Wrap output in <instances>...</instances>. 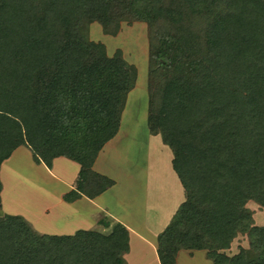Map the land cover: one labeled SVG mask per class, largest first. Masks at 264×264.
Here are the masks:
<instances>
[{"label":"trees","instance_id":"1","mask_svg":"<svg viewBox=\"0 0 264 264\" xmlns=\"http://www.w3.org/2000/svg\"><path fill=\"white\" fill-rule=\"evenodd\" d=\"M186 1L198 14L209 2L222 9L203 36H158L159 42L177 38L181 50L172 58L155 54L154 65L169 78L153 87L150 123L172 149L187 192L159 238V261L174 264L178 250H202L206 239L222 251L207 255L213 264H264V228L253 231L258 239L250 249L234 257L223 252L236 230L245 229L227 199L251 197L264 205V0ZM134 2L144 20L160 15L159 0ZM88 4L98 9L93 0ZM81 8L80 0H0V165L21 145L48 168L62 156L82 166L78 183L89 194L91 164L114 135L137 73L120 54L107 57L83 34L57 29L61 21L75 23ZM101 182L98 191L110 184ZM189 197L212 207L206 234L214 242L194 229L178 232L193 218ZM5 219L0 264H122L128 250L120 225L107 236L79 231L59 237L37 235L19 216Z\"/></svg>","mask_w":264,"mask_h":264},{"label":"crops","instance_id":"2","mask_svg":"<svg viewBox=\"0 0 264 264\" xmlns=\"http://www.w3.org/2000/svg\"><path fill=\"white\" fill-rule=\"evenodd\" d=\"M129 58L123 56L135 67L136 81L123 98L114 135L91 164L85 181L91 195L79 187L80 164L61 156L48 168L21 145L0 165V209L21 217L37 235L68 237L90 231L107 236L99 231L120 225L128 232L122 264H161L159 238L187 202V192L173 168L172 149L150 123V63ZM102 179L110 184L98 191ZM174 262L213 264L203 249L187 248L177 251Z\"/></svg>","mask_w":264,"mask_h":264},{"label":"rangeland","instance_id":"3","mask_svg":"<svg viewBox=\"0 0 264 264\" xmlns=\"http://www.w3.org/2000/svg\"><path fill=\"white\" fill-rule=\"evenodd\" d=\"M93 1L98 6L96 11L90 8L88 0H80L83 8L79 11L76 22L71 24L61 21L57 29L61 32L74 31L83 34L89 42L102 46L105 54L109 53V57L120 54L121 57H130L129 59L138 63L148 60L150 63L149 76L156 86L167 80L169 75L159 62L154 65L155 54L161 50L168 58H172L176 52L181 50L177 38L170 42H159L158 36L169 34L176 37L181 33L203 36L208 31L214 17L220 14L222 9V6L209 2L206 4V10L198 14L191 11L186 0H159L154 7L159 10L160 15L144 20L138 12L132 9L134 0ZM145 6H147L146 3ZM165 62L170 64L169 59ZM143 65L146 67V64ZM141 73L145 74L143 69ZM157 142L154 141V144ZM158 144L161 145V142ZM146 153L149 154L147 151L144 154L147 155ZM226 202L234 206L245 224L243 231L241 228L236 230V236L229 248L223 251L224 254L234 257L242 250L250 249L251 243L258 239L252 233L264 228V205L251 197L242 199L236 195H231ZM188 206L191 208L193 218L178 232L186 234L190 229H194L197 234H205L204 238L213 241L206 234L207 212L212 207L199 204L192 197L188 198ZM5 217L6 215L0 209V224H5ZM113 228L107 232L102 230L99 232L108 235ZM202 244L207 255L222 252L216 249L214 243L207 242L206 239L202 241Z\"/></svg>","mask_w":264,"mask_h":264}]
</instances>
